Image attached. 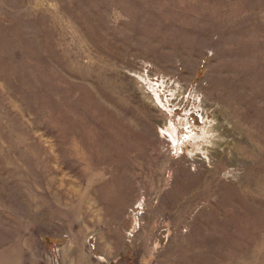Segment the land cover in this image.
<instances>
[{
    "label": "rangeland",
    "instance_id": "374dc122",
    "mask_svg": "<svg viewBox=\"0 0 264 264\" xmlns=\"http://www.w3.org/2000/svg\"><path fill=\"white\" fill-rule=\"evenodd\" d=\"M0 264H264V0H0Z\"/></svg>",
    "mask_w": 264,
    "mask_h": 264
}]
</instances>
